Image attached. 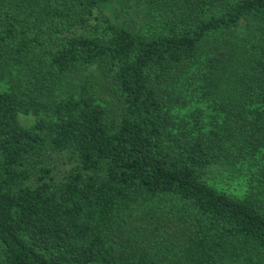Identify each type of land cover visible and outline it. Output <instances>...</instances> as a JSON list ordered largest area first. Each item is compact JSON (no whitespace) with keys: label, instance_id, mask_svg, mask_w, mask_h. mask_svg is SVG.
Here are the masks:
<instances>
[{"label":"trees","instance_id":"trees-1","mask_svg":"<svg viewBox=\"0 0 264 264\" xmlns=\"http://www.w3.org/2000/svg\"><path fill=\"white\" fill-rule=\"evenodd\" d=\"M0 264H264V0H0Z\"/></svg>","mask_w":264,"mask_h":264},{"label":"rangeland","instance_id":"rangeland-1","mask_svg":"<svg viewBox=\"0 0 264 264\" xmlns=\"http://www.w3.org/2000/svg\"><path fill=\"white\" fill-rule=\"evenodd\" d=\"M130 11H132V10H130ZM130 14H132V13H130ZM134 19L139 21L137 18H134ZM194 106H195V104H194ZM197 107H200L201 109H203L205 111V113H208V110L206 109L205 105L203 106L201 104H198ZM183 111H185V110H183ZM18 119H19L21 125H23L24 127H30V126L33 125V123L35 122L36 118L34 116H32V115H19ZM63 168H64L63 164L61 165L60 161H58V163H57V172H59ZM218 180H220V179H218ZM223 183H225V181H223ZM230 184H231V187L234 188L235 190H239V191L242 190V185L240 183V178H234V179L230 180Z\"/></svg>","mask_w":264,"mask_h":264}]
</instances>
